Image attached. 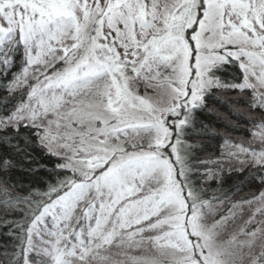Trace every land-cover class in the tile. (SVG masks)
Here are the masks:
<instances>
[{
    "label": "snow or ice",
    "instance_id": "obj_1",
    "mask_svg": "<svg viewBox=\"0 0 264 264\" xmlns=\"http://www.w3.org/2000/svg\"><path fill=\"white\" fill-rule=\"evenodd\" d=\"M0 264H264V0H0Z\"/></svg>",
    "mask_w": 264,
    "mask_h": 264
}]
</instances>
